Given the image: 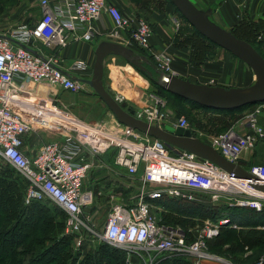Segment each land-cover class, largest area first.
I'll return each instance as SVG.
<instances>
[{"label": "built area", "instance_id": "obj_1", "mask_svg": "<svg viewBox=\"0 0 264 264\" xmlns=\"http://www.w3.org/2000/svg\"><path fill=\"white\" fill-rule=\"evenodd\" d=\"M38 5L40 16L35 22L0 34V160L11 164L28 180L23 196L25 204L49 199L67 213L65 231L75 236L78 246L83 242L84 232L88 231L125 251V264H154L153 251L188 255L192 264H233L209 253L206 245V240L216 236L222 226L231 224L238 228L228 217L217 222L206 221L195 230H189V234L179 226L160 223L153 204L145 198L169 196L194 201L195 191H213L214 199L224 194L233 200L231 196L238 194L241 198L236 200V205H250L259 210L264 192L256 190L251 183L264 185V164L253 163L246 168L253 178L238 177L208 159L156 138L130 139L127 127L120 122L87 124L70 112L60 110L48 98L22 93L14 85L17 78L41 85L46 91L60 86L72 93L80 92L84 82L75 77H83L75 73L85 74L90 69L87 60L74 59L64 69L59 66L56 55H41L34 47L41 43L58 51L73 40L88 41L95 33L94 22L104 14L114 24L108 33L110 38L126 42L124 29L131 28L129 38L133 43L142 49L150 45L151 24L139 15L129 19L112 0H39ZM153 57L160 71L174 74L168 53L155 52ZM214 82L212 79L210 84ZM151 99V104L138 110L137 116L162 127L169 119L166 99L155 94ZM25 110L36 114L27 115ZM263 112L264 101L242 117L244 132L230 128L208 136V144L229 162L238 163L244 151H253L257 143L264 140V126L259 123ZM33 117L50 121L63 128L67 135L63 142L44 144L29 158L22 150L23 135L32 132ZM176 122V126L191 127L182 115ZM108 149L115 153V164L125 168L128 175L137 177L142 187L137 202L111 205L105 227L99 233L82 212L94 200V192L84 189L83 182L97 166L94 158ZM147 184L157 187L145 190ZM251 197L255 200L247 202ZM255 264H264V254Z\"/></svg>", "mask_w": 264, "mask_h": 264}, {"label": "trees", "instance_id": "obj_2", "mask_svg": "<svg viewBox=\"0 0 264 264\" xmlns=\"http://www.w3.org/2000/svg\"><path fill=\"white\" fill-rule=\"evenodd\" d=\"M17 1L0 0V16ZM124 1L131 2L138 9H142L147 16L154 11L165 10L166 6L171 8V13H180L170 0H146L144 4L143 0ZM227 30L250 44L264 45V19H252L248 13H245ZM260 33L263 35L258 40ZM173 45L188 50V63L197 68H202L206 63L216 62L222 50L197 32L189 22L182 25L175 33ZM135 49L146 55L142 48L137 50L134 47ZM228 54L231 60L225 67V82L230 83L237 75L238 58L229 52ZM148 68L152 70L150 66ZM155 78L153 71V77L149 79L152 80L157 94L165 99L168 97L169 107L178 114H182V108L186 109L185 106H189V110L185 111L186 118L190 119L191 127L209 134H220L230 127L235 119L244 116L256 106L255 103H248L233 110L203 107L167 92L163 87L158 86ZM224 86L238 87L234 84ZM250 164H245L244 167L248 168ZM27 184L28 180L22 173L8 162L0 160V264H125V251L103 240L92 243L89 237L91 233L88 231L84 232L87 236L83 238L81 246L76 249L75 236L64 232L63 225L66 222L67 213L49 199L25 204L23 196ZM227 200L228 203L227 201L214 203L201 200H179L167 196L153 198L150 201L166 210L161 215H157L160 223L179 226L189 234V230H195L197 226L203 225L205 220L217 222L223 217H228L232 224L239 226L238 229L230 228L229 225L222 226L216 236L206 241L208 252L227 259L233 264H255L264 254V207L261 211H257L236 206L231 199L227 198ZM155 264H192V259L188 255L177 254L163 257Z\"/></svg>", "mask_w": 264, "mask_h": 264}, {"label": "crops", "instance_id": "obj_3", "mask_svg": "<svg viewBox=\"0 0 264 264\" xmlns=\"http://www.w3.org/2000/svg\"><path fill=\"white\" fill-rule=\"evenodd\" d=\"M112 1L114 2V4H117V6L120 7V9H123L124 5H126V3L123 0H112ZM207 1H209L210 3L213 2L216 4L217 7H216L215 15L218 14V17L220 18L222 22H225V23L230 22L231 24L230 26H223L226 29L231 28V26L235 22H238L244 16L245 11L249 13L252 19H259V18L264 19V0H207ZM146 17L147 18L150 17L149 19H151V21L154 23V28L151 25L152 34L150 36V45L148 48H145L142 50L143 52L146 53V55L141 54L139 51L137 52L136 49L134 50V47L137 48V50L140 49V47L132 42L128 34H125V35L123 34L124 38H126L127 41L121 43L123 45L129 43V45L132 46L130 48H132L135 52H137V54L147 57L149 62H146V63L142 62V66H144L146 69L143 70L139 68L138 66L131 64L124 57L120 55H115V54H110L106 56L103 61L104 72H103L102 82H104L105 86L107 85L106 87L108 89L109 94L113 96L118 102L119 101L125 102L126 106L135 108L137 111L138 110L140 111L141 109L145 107H148L152 101L151 99L152 93H149V96L146 98H144V95L142 94H144V92L147 91L148 89L147 84L149 82L152 83V80H150L149 77H153V71L156 75L155 80L158 77V74L155 72V69L153 68V66L154 67L156 66L155 68L158 69L157 65L155 64L154 57H153V54L155 52L164 51L170 54L172 58L171 65L173 67L174 74L180 77H183L185 79L187 78L189 80L202 83V84L204 83L210 84V81L213 79V77L210 74L205 73L206 70L208 72L209 68H211L210 66H216V67L223 66L222 62H221L222 64L217 63L218 60L216 62L206 63L202 68L194 67L188 63V60H189L188 50L180 49L176 47L175 45H173V39H174L175 33L178 31V29H180L182 25L186 24V22L188 23V21L185 22L184 21L185 19L179 16L177 13H171L170 7L163 11H159V10L154 11L150 15L148 16L146 15ZM169 17H171L170 19L171 22L176 24L177 26L176 28L170 29L167 26H165L166 22L163 21V18L165 19ZM179 18H180L179 21L181 22V25H179V23L174 22L175 19H179ZM94 25H95V33L93 37L89 39L88 41L80 40V39L73 40L72 43H70L68 46L62 47L58 51L44 47L41 43L35 44L34 49L37 50L39 54L44 55V56L51 55V54L56 55L59 58V66H61L64 69L68 68V65L71 64V62L77 58H83L87 60L89 64L94 63L93 61L96 56L95 49L102 41L108 40V41H112L115 43L117 42L120 43L119 41L116 42L113 38H110V36H108L109 31L114 28V24L112 23L111 18L107 14H104L99 21L94 22ZM220 55L221 53H219V56ZM148 66H150L153 71L150 70ZM148 71H151L152 74L151 75L148 74ZM218 73L220 72L218 71ZM75 74L83 77V79L89 80V78L92 77L93 72H91L89 69L85 74H81V73H75ZM141 76H144L145 78H142ZM225 76H226V69L224 68V70L222 69V74L220 73V77H223V81L222 82L215 81L213 85H218V84H224L228 86L233 85V84L237 85L234 83L235 78H233V82L231 81V83L225 82V79H226ZM14 85H16L17 88H19V90L25 95L34 94L35 96H38L41 98H45V99L48 98L49 100L53 102V104H55L57 108H59L60 110L63 109L65 111L70 112L72 115H74L75 118H78L80 121H83L84 123H87V124L97 123V122H107L108 124L119 123L117 119L115 118L113 112L107 107L106 103L99 96H97L93 88L86 83H84L83 89L80 92H75V93H72L71 91L66 90L60 86L53 87L49 91L48 90L46 91L43 86L34 84V83L30 84L27 80L23 81L20 78H17L16 80H14ZM65 92L69 93L70 95L83 94V96L86 97V98L76 100L75 105L77 106L76 107L77 111L80 113L79 115L71 112L65 103L66 100L61 98V94ZM119 97L124 100H120ZM30 111L25 110V113L27 115L36 114L32 110ZM178 116L179 114L173 111V113L169 114V119L163 123V126L165 124H170L172 126L177 127L176 121H177ZM104 117H107L105 121L102 120ZM263 117L264 115L259 116L260 122L262 121ZM32 122H33L32 132H30L29 134L23 135L24 146L22 147V150L25 153V155L28 156L29 158H33L34 155L37 152H39L40 148L44 144H47L48 142H53V141L63 142V140L65 139L67 135V132L63 128L51 123L50 121H46L39 117H33ZM126 127H125L126 132H127L128 138L130 139L140 140V139L154 138V137H151L150 135L148 136L147 134L135 128L132 129L128 126ZM234 128L237 129L239 132H244L246 129L244 126L242 125L240 126L238 122H236V124L234 125ZM190 130H192V133L194 136L198 137L203 142L208 143L207 135L206 136L203 135L202 133L198 132L195 128H192V127H190ZM249 153L250 151H244L238 162L243 167L245 166V164L249 165L248 164L250 163L249 161H252L245 157V156L250 157ZM114 158H115L114 151L112 149H108L106 150L104 154L95 157L94 160L97 162L98 167H101L102 165H104V167L106 169L108 168V170H110L112 173L111 182L108 177L107 179H103V178L95 179V182L98 185V188L100 185L101 187H103L101 188L100 191H98V195H102L105 192L107 198L108 196L113 195L115 199L117 198L116 195L118 194H117V190L113 188L114 187L113 185H115L117 188L121 187L122 181L120 180L121 172H119V169H122L124 171L123 173L126 172V169L123 167L121 168L118 167L115 164ZM139 182H140V186L138 187L137 194L135 196L136 198H134L133 200L134 202H137V200H139V190L142 187L141 181ZM94 185L95 183L93 184V186ZM109 187L113 188L114 190L108 189ZM155 187L157 186L153 184H150V185L147 184L145 186V190H151V188L153 189ZM92 192H94V196H95L96 194L95 191L93 190ZM103 195L105 196V194ZM165 197H162V198H165ZM151 199L147 197L145 198L146 201L153 204V209H155L156 214L158 216L161 215L162 212L166 211L165 209L160 207L157 203L150 201ZM229 227L233 228L231 224L229 225ZM234 229H238V228H234ZM151 255H152L151 257H154V264H155L159 259L163 257H167L171 255L174 256L176 254H173L172 252H169V251L167 252L153 251ZM146 257H148V255H146Z\"/></svg>", "mask_w": 264, "mask_h": 264}, {"label": "water", "instance_id": "obj_4", "mask_svg": "<svg viewBox=\"0 0 264 264\" xmlns=\"http://www.w3.org/2000/svg\"><path fill=\"white\" fill-rule=\"evenodd\" d=\"M178 8L183 18L188 21L197 32L207 37L215 45L227 50L239 60L247 64L256 80L247 87H226L224 85H210L207 83H197L185 79L178 75L160 71L153 66L158 74L156 83L167 92L179 95L186 100H191L203 107L213 109L233 110L245 105L261 103L264 101V58L252 45L241 40L226 28L221 27L210 19L212 11L210 9H200L192 0H170ZM96 59L93 65L92 77L82 79L75 77L81 82L90 85L97 96H99L113 112L118 122L132 129H137L148 136L164 141L166 144L195 153L197 156L208 159L225 169L228 173L243 178H253L251 174L240 164L229 162L222 154H219L208 143L203 142L194 136L192 130L180 126L165 124L160 127L157 124L147 123L138 118V111L126 106L125 102H118L108 92L103 78V61L110 54L120 55L131 64L145 70L142 62H149L147 57L136 54L132 48H128L121 43L104 40L95 49ZM148 74H152L148 71ZM251 185L258 191L264 192V185L257 182ZM205 264H221L219 262Z\"/></svg>", "mask_w": 264, "mask_h": 264}, {"label": "rangeland", "instance_id": "obj_5", "mask_svg": "<svg viewBox=\"0 0 264 264\" xmlns=\"http://www.w3.org/2000/svg\"><path fill=\"white\" fill-rule=\"evenodd\" d=\"M145 1L146 0H143L142 3L144 4ZM192 1L200 9L201 8L205 9V10L210 9L212 11L210 19L213 20L215 23H218L221 27L231 25L230 22H226V23L222 22L220 20V18L218 17V14L215 15L216 7H217L215 3H213V2L210 3L207 0H192ZM38 2H39V0H18L15 5L8 7L7 10L5 12H3L0 16V34L2 35L4 33H8V32L10 33L13 30H16V28L21 26V25H30L33 22H35L40 16ZM124 2L126 3V5H124V7L122 6L124 10L123 9H121V10L126 17H128L129 19H131V17H133L134 15H139L141 17H145V19L149 23H151L152 27L154 28V23L151 21V19H149L150 17L149 18L146 17L145 11H143L142 9L141 10L138 9L131 2H129V3H127L126 1H124ZM209 4H211L212 6ZM165 9H168V6H166ZM245 13H248V12L245 11ZM178 15L181 16L180 13ZM170 19H171V17L165 18V19L163 18V21L166 22L165 26H167L170 29L176 28L177 27L176 24L171 22ZM179 20H180V18L175 19L174 22L179 23V25H181V22ZM182 20H184V19H182ZM184 21L186 22V20H184ZM130 29L131 28L124 29L125 30L124 35L125 34L129 35ZM262 35H263L262 33L259 34V36L257 37L258 40H260V38H262ZM255 42L257 43V40ZM125 45L129 48L132 47L131 45H129V43H127ZM251 45L253 48H255L257 50V52L259 54L262 53V57L264 58V45L255 44V43H254V45L253 44H251ZM135 53L137 54V52H135ZM220 53H221V55L219 56L217 63H219V64L223 63V66L222 67L210 66L211 68H209L208 72H207V70L205 72L207 74H210L213 77V80L216 82H218V81L222 82L223 81V77H220V73L222 74V69L224 70L227 62L229 60H231V56L228 54V52L225 49H224V51L222 49L220 51ZM95 59H96V56H95ZM95 59L93 62H95ZM238 60H237L238 65H237V72H236L237 75L235 76L236 78L234 79V83L237 84L238 87H240V86L247 87V85L254 83L256 78H255L251 68L247 64L242 62L241 60H240L241 62H239ZM93 65H94V63L89 64V68H90L91 72H93V69H94ZM172 70H173V67H172ZM218 71L220 73H218ZM141 77L145 78L144 76H141ZM235 80H236V82H235ZM147 88H148L147 91L144 92V94H142V95H144V98L148 97L149 93L155 94L159 97H163L162 95L160 96V94H157V92L155 91V87L152 83L149 82L147 84ZM76 97H78V98H76ZM61 98L66 100L65 103L71 112L79 115L80 113L77 111V109H76L77 106L75 105L76 100L86 98V97H84L83 94L70 95L69 93L65 92V93L61 94ZM120 100H124V99L120 98ZM168 102H169V99H168V97H166V102H165L166 107L165 108H166L167 113L170 114V113H173L174 110L169 107ZM255 104H259V103H255ZM185 107H186V109L182 108L183 113L179 114V115H182L186 118V111L185 110H187V109L189 110L190 107L189 106H185ZM254 107H253V109H254ZM193 112L194 111H192V113ZM262 115H264V112ZM242 117L243 116H240L237 119H235L234 123L230 127H228L227 129L234 128V125L236 124V122H238L241 126ZM106 119H107V117H104L102 120L105 121ZM187 122H189V124L191 125L190 119H187ZM259 123H260V125H262V127L264 126V117H263L261 122L259 120ZM227 129H225V130H227ZM196 130L205 136L211 135V134L204 132L202 130H199V129H196ZM255 148L256 149H254L253 151H250V153H249L250 157L249 156H245V157L248 158L249 160H252V161H249L250 163L264 164V140L259 142V144H257V146ZM250 163H248V164H250ZM95 164L97 165L96 161H95ZM119 172H121L120 180L122 181V185H121V187H118V188L115 185H113L114 187L112 186L114 189L117 190V194H118V195H116L117 198H115V199H112L110 196H108V198H107L105 192L103 193V194H105V196L103 194L98 195V191H100L101 188H103V187H101V185H100L98 188V185L96 184L95 179L96 178L107 179V177H108L110 179V182L112 181V178H111L112 173L110 170H108V168L106 169L104 167V165H102L101 167H98V166L94 167L92 169V171L90 172V174L86 177V179L83 182L84 186H85V188L83 186L84 189L87 188L88 190H92V191L94 190L96 193L94 196L93 202L90 205L86 206L82 211V212H84V217L88 218L90 226H92L94 228V230H96V232L102 233V231L105 227L104 224H105L109 209H110L111 205H113V203H116V204L129 203L130 200L133 201L134 198H136L135 196L137 194L138 187L140 186V182L138 181L137 177L130 176L127 174V172L123 173L124 171L122 169H119ZM86 180H88V181H86ZM94 183H95V185L93 186ZM113 188L109 187L108 189L112 190ZM193 195L195 196L194 200H198V201L201 200V201H205V202H214V203H216V202L223 203L226 201L228 203L227 198L229 199V197H230V195L226 196L224 194H222V195L220 194V196L217 199H214L216 193L213 191H208V192L195 191L193 193ZM231 197H233L232 202L235 205H236V200L241 198V196L238 194H233V196H231ZM253 200H255V199H253L251 197V198H248L246 201L251 203ZM261 205H262V208L259 210L254 208V207H250V205H245L244 207H247L249 209H255L257 211H261L264 207V200H262ZM238 206H241V205H238ZM206 221H209V220H205L204 222H206ZM198 225H200V224H198ZM23 227H25V226L23 225ZM63 227H64L65 234H70V233H67L65 231V229H66L65 224L63 225ZM259 227L263 228L262 226H259ZM90 235L91 236H89V237L91 238L90 240L92 241V243H94L95 241H99L97 236H94L92 233ZM86 236L87 235H84V238ZM74 241H75V248L76 249L79 248L81 245L80 246L77 245V240L75 239V237H74Z\"/></svg>", "mask_w": 264, "mask_h": 264}]
</instances>
